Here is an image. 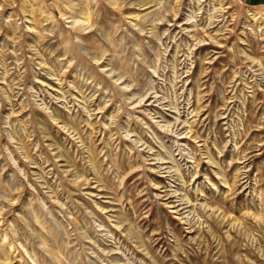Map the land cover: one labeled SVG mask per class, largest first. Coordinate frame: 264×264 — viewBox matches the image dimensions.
<instances>
[{
	"label": "rangeland",
	"instance_id": "rangeland-1",
	"mask_svg": "<svg viewBox=\"0 0 264 264\" xmlns=\"http://www.w3.org/2000/svg\"><path fill=\"white\" fill-rule=\"evenodd\" d=\"M0 264H264V8L0 0Z\"/></svg>",
	"mask_w": 264,
	"mask_h": 264
},
{
	"label": "crops",
	"instance_id": "crops-1",
	"mask_svg": "<svg viewBox=\"0 0 264 264\" xmlns=\"http://www.w3.org/2000/svg\"><path fill=\"white\" fill-rule=\"evenodd\" d=\"M251 7L264 8V0H241Z\"/></svg>",
	"mask_w": 264,
	"mask_h": 264
}]
</instances>
